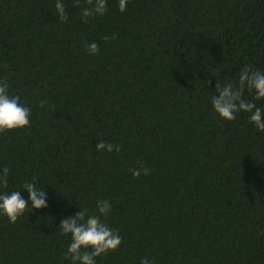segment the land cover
Masks as SVG:
<instances>
[{
    "label": "trees",
    "instance_id": "obj_1",
    "mask_svg": "<svg viewBox=\"0 0 264 264\" xmlns=\"http://www.w3.org/2000/svg\"><path fill=\"white\" fill-rule=\"evenodd\" d=\"M55 3L0 0V78L31 109L30 127L0 133V193L29 201L16 223L0 213V264H71L60 222L98 200L123 242L96 264H264V132L211 103L217 81L264 72V0H130L123 13L108 0L88 23L86 0H63L68 23ZM141 163L154 171L135 178ZM33 178L46 208L22 188Z\"/></svg>",
    "mask_w": 264,
    "mask_h": 264
},
{
    "label": "clouds",
    "instance_id": "obj_2",
    "mask_svg": "<svg viewBox=\"0 0 264 264\" xmlns=\"http://www.w3.org/2000/svg\"><path fill=\"white\" fill-rule=\"evenodd\" d=\"M130 0H119V10L121 13L127 10ZM87 6L82 7L81 18L88 23L89 18L97 15L103 16L108 11V0H86ZM74 6L80 7V0H74ZM55 16L60 22L68 23L69 14L66 11L63 0H56ZM104 41L110 42L116 39L115 34L103 37ZM89 55H96L100 51V46L96 42L86 45ZM0 67L7 68L4 64ZM211 84V80H208ZM216 93L211 99L213 108L218 115L227 120L234 121L240 112L249 113V122L264 132V109L258 107L256 103L243 98L244 91H254L255 99H264V72L254 70L250 65L244 66L238 75V85L236 83H226L221 85L219 81L215 85ZM48 105L47 100H41L39 106L44 108ZM55 105H49L50 110H55ZM31 109L21 103L20 97L9 94V84L7 78H0V133L30 127ZM122 145L100 141L96 145L97 151L120 152ZM9 168H0V186L7 188ZM132 175L139 178L141 175L148 176L154 169L145 167L141 163L140 167L131 169ZM22 188L29 194L32 210L48 207L47 193L43 187L36 186L35 178L32 182L25 181ZM29 201L21 195V191L16 190L9 193H0V213L7 216L11 223H16L28 209ZM112 211V203L109 200H98L97 210L89 215L87 208H80V211L73 218L61 220L59 228L62 235H71L64 258L71 260V264H96L97 257L107 255L111 251H116L123 242V237L116 229H111L102 217L106 218ZM98 213V214H97ZM140 264H155L148 258L141 260Z\"/></svg>",
    "mask_w": 264,
    "mask_h": 264
}]
</instances>
